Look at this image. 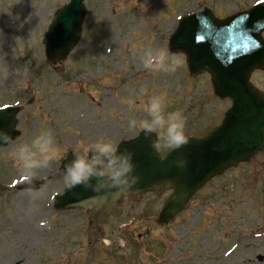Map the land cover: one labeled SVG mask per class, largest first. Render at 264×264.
Returning a JSON list of instances; mask_svg holds the SVG:
<instances>
[{"label": "rangeland", "instance_id": "1", "mask_svg": "<svg viewBox=\"0 0 264 264\" xmlns=\"http://www.w3.org/2000/svg\"><path fill=\"white\" fill-rule=\"evenodd\" d=\"M256 1L85 0L82 43L55 69L42 40L69 0H0V107L25 105L22 137L0 148V264H159L162 256L153 252L162 253L160 243L170 246L163 257L172 256L164 264H264L258 261L264 258V153L224 177L220 188L215 181L203 190L168 228L148 219L163 202L152 196L93 213L57 212L51 201L65 190L67 155L87 157L100 139L118 145L137 136L142 129L129 128L128 120L144 119L153 95L163 97L165 112L183 113L186 136L217 125L230 100L215 96L208 73L189 77L186 56L169 53V37L187 14L208 8L224 18ZM147 48L168 52L179 61L176 70L144 69ZM252 82L264 91V71ZM45 131L60 155L34 178L45 187L43 198L30 201L13 149ZM159 149L170 147L161 140ZM133 220L131 233L125 225Z\"/></svg>", "mask_w": 264, "mask_h": 264}, {"label": "water", "instance_id": "2", "mask_svg": "<svg viewBox=\"0 0 264 264\" xmlns=\"http://www.w3.org/2000/svg\"><path fill=\"white\" fill-rule=\"evenodd\" d=\"M82 2L72 0L58 13L46 36L50 58L64 59L78 42L85 15ZM263 31L264 3L225 22L216 21L207 12L187 18L172 36L170 51L187 54L191 75L205 70L210 72L216 95L232 99L233 105L225 113L222 124L204 138L188 139L164 161L153 145L154 134L146 136L144 133L137 139L121 143L119 151L133 154L135 172L139 176L135 186L127 190H94L90 186L77 185L57 199L56 207L87 208L91 204L100 208L111 204L122 192L153 190L156 184L162 185L165 181L176 190L167 206L183 207L207 180L264 150V94L256 92L249 82L254 69H264ZM18 111L0 112V131L9 134L12 140L19 136L15 130ZM6 145L0 141V147ZM73 158L70 156L64 165ZM168 215L165 211L162 218Z\"/></svg>", "mask_w": 264, "mask_h": 264}, {"label": "clouds", "instance_id": "3", "mask_svg": "<svg viewBox=\"0 0 264 264\" xmlns=\"http://www.w3.org/2000/svg\"><path fill=\"white\" fill-rule=\"evenodd\" d=\"M141 62L144 69L155 72H173L179 61L172 58L164 50L147 48L143 51ZM143 87L139 94H144ZM146 117L128 120L129 128H140L146 136L158 133L153 145L163 141L169 147L178 148L187 142L185 134V117L180 110L165 112L162 96H151L145 106ZM0 141L12 144V137L0 131ZM88 156L75 155L63 168L65 188L71 189L77 185L90 186L94 190L105 188L127 190L136 185L139 176L135 172L133 154L130 151H119L118 145L111 140L100 139L90 145ZM19 169L27 177L26 192L30 201L43 198L45 187L34 185L38 173L47 169L60 155L51 132L45 131L36 135L30 143H17L13 149ZM182 163V162H181ZM95 181V183H93Z\"/></svg>", "mask_w": 264, "mask_h": 264}]
</instances>
